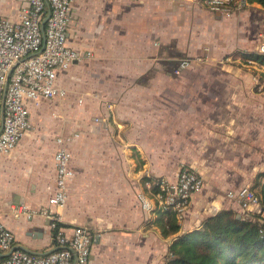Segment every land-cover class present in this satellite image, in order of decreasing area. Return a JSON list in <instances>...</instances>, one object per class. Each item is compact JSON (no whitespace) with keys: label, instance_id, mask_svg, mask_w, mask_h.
Returning a JSON list of instances; mask_svg holds the SVG:
<instances>
[{"label":"crops","instance_id":"1","mask_svg":"<svg viewBox=\"0 0 264 264\" xmlns=\"http://www.w3.org/2000/svg\"><path fill=\"white\" fill-rule=\"evenodd\" d=\"M17 12L18 0H0L1 17ZM262 34L264 7L249 0L226 17L203 0H72L66 43L89 56L57 72L63 96L32 104L30 130L0 155V222L16 247L54 249L36 212L49 206L59 226L97 235L90 264H165L178 236L221 209L239 214L226 194L264 173V66L237 53H258ZM59 146L71 175L64 202L50 206ZM180 165L203 186L163 236L137 194L174 182ZM19 204L33 214L15 217Z\"/></svg>","mask_w":264,"mask_h":264},{"label":"built area","instance_id":"2","mask_svg":"<svg viewBox=\"0 0 264 264\" xmlns=\"http://www.w3.org/2000/svg\"><path fill=\"white\" fill-rule=\"evenodd\" d=\"M72 0H18L16 21L0 16V155L13 150L30 127L29 108L32 104L63 96L55 79L60 70L79 62L89 53L78 52L66 43ZM206 9L220 16H231L248 6V0H203ZM264 53V34L257 45ZM179 61V69L188 66ZM70 153L59 146L54 153L55 183L47 205L60 206L66 197ZM203 186L201 175L188 165H180L176 180L156 179L147 184L148 195L137 194L143 211H171L176 222L184 217L194 194ZM235 201L239 215L264 228V214L257 195L249 187L228 192ZM15 217L27 213L25 206L12 205ZM48 221L54 249L36 254L16 247L12 233L0 222V264H90V247L96 238L89 229L74 225H58V217L49 206L37 211ZM33 214V211L27 213ZM257 216V217H255Z\"/></svg>","mask_w":264,"mask_h":264},{"label":"trees","instance_id":"3","mask_svg":"<svg viewBox=\"0 0 264 264\" xmlns=\"http://www.w3.org/2000/svg\"><path fill=\"white\" fill-rule=\"evenodd\" d=\"M254 1L264 7V0ZM243 61L264 66V53H237ZM264 88V83H263ZM259 173L253 180L259 205L264 212V182ZM153 224L163 236L176 233L179 226L171 211L154 212ZM231 210H219L194 228L176 238L168 246L165 264H264V228ZM257 217V216H255Z\"/></svg>","mask_w":264,"mask_h":264},{"label":"rangeland","instance_id":"4","mask_svg":"<svg viewBox=\"0 0 264 264\" xmlns=\"http://www.w3.org/2000/svg\"><path fill=\"white\" fill-rule=\"evenodd\" d=\"M30 128H31V123H30V127H29V129H28V130H30ZM28 130H27V132H28ZM27 132H26V133H27ZM26 133H25V134H26ZM25 134H24V135H25ZM24 135H23V136H24ZM6 154H7V153H6ZM250 189H251L252 191H254V192H255V190H253L252 188H250ZM262 213L264 214V212H262Z\"/></svg>","mask_w":264,"mask_h":264},{"label":"water","instance_id":"5","mask_svg":"<svg viewBox=\"0 0 264 264\" xmlns=\"http://www.w3.org/2000/svg\"><path fill=\"white\" fill-rule=\"evenodd\" d=\"M238 216H239V214L237 213V214H236V217H238Z\"/></svg>","mask_w":264,"mask_h":264}]
</instances>
